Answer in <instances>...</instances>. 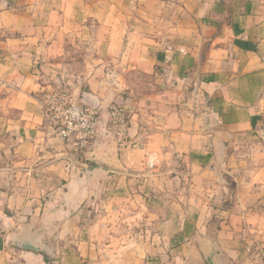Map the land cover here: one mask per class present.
I'll return each mask as SVG.
<instances>
[{
	"label": "crops",
	"instance_id": "0c3cea01",
	"mask_svg": "<svg viewBox=\"0 0 264 264\" xmlns=\"http://www.w3.org/2000/svg\"><path fill=\"white\" fill-rule=\"evenodd\" d=\"M56 84L100 117L123 109L121 161L102 139L91 148L97 167L68 162L43 111ZM248 136L264 137V0H0V264H115L109 238L102 255L94 239L76 236L55 256L61 243L46 241V230L60 228L59 220L74 235L84 229L77 213L98 196L105 167L122 162L157 182L179 155L193 171L204 167L194 178L211 185L214 174L235 167L231 151ZM236 182L237 195L264 196V173ZM206 206L183 208L168 248L158 244L162 226L152 224L141 243L152 247V264H206L208 241L220 264H247L237 245V223H252L244 205L222 217ZM262 222L257 216V234ZM21 232L44 239L51 257L7 247ZM145 257L128 253L122 264H151Z\"/></svg>",
	"mask_w": 264,
	"mask_h": 264
},
{
	"label": "rangeland",
	"instance_id": "374dc122",
	"mask_svg": "<svg viewBox=\"0 0 264 264\" xmlns=\"http://www.w3.org/2000/svg\"><path fill=\"white\" fill-rule=\"evenodd\" d=\"M60 90L69 91L63 85L56 84L49 94L59 93ZM43 111L47 130L51 137L65 145V156L69 163L82 167L85 161L90 158L89 152H91L92 146L102 139L107 140L109 146H113L111 150L113 157L121 161L119 154H121L122 147L120 144L125 139L118 136L116 130L110 129L111 123L108 116L103 118L98 114L99 124L96 136L86 138L78 131L69 132L67 130V124L59 114L60 107L51 105L48 99L45 100ZM53 111L56 112L55 115ZM126 116L127 114H125V120L128 122ZM258 140L257 137L248 136L242 142L243 148L232 149L231 152H236L235 156L238 159L235 167H232L227 173L221 170L220 173L214 174L211 185L208 183L210 180L208 177L203 176L202 180L194 178V174L203 173L204 167L197 172L193 171L187 161H184V158L179 155L174 157L176 161H173L170 166V172L164 174L162 179L157 182L144 176L145 170L129 168L122 162L116 168L105 167L110 172L100 179L98 196L88 198L77 213V223L84 229L77 230L79 234L74 235V228L69 224L63 228L64 221L59 220L61 221L60 228L54 227L46 230V241H51L52 245L61 243V247L55 246L54 255L56 256L61 248L63 250V243L69 237L73 239L78 236L83 241L94 239L97 246L94 251H98L99 255H102L104 254L102 251L106 250L103 244L105 245L106 239L109 238L112 240L109 249L113 250L115 264H122L125 254L131 253L132 255L135 252L141 254L142 251L146 252L145 262L152 264L155 262L154 257L150 254L152 247H144L141 243L143 238L147 240L150 233H153L152 224L154 222L162 226V240L158 244L161 242V247L168 248L171 244L168 241L170 236L176 235L175 223H182L184 220V207H201L205 204L207 208L209 207L208 212L213 216L222 217V211L230 212L235 204H242L245 207L242 212L248 215L247 218L252 223L248 224L244 220L237 223L239 228L237 245L242 251V255H246L247 264H260L264 254V241H261V237L264 238V232L257 234L256 220L259 216L264 225V196L256 202L248 194L237 195V189L240 188L236 182V179H239V181L246 180L250 184L252 176L264 173V137L260 139L261 141L258 142ZM255 142L261 144L263 150L259 149V146H254ZM80 145L83 148H80ZM159 171L162 172V169ZM262 184L264 186V182ZM87 186L88 188L94 187L89 182ZM153 187L157 189L158 196L154 197L155 192L150 190ZM240 187L245 193L247 187L244 185ZM140 188L141 190H139ZM92 190L95 191L94 188ZM136 191L142 194L141 197L136 196ZM192 192H194V196L191 195ZM149 207H156L158 212L149 211ZM250 212H253L254 215H251ZM91 223L96 224L95 229L89 228Z\"/></svg>",
	"mask_w": 264,
	"mask_h": 264
},
{
	"label": "built area",
	"instance_id": "2783aa9c",
	"mask_svg": "<svg viewBox=\"0 0 264 264\" xmlns=\"http://www.w3.org/2000/svg\"><path fill=\"white\" fill-rule=\"evenodd\" d=\"M46 99L49 100L51 105L54 104L60 107V117L64 119L69 132L78 131L86 138L96 136L95 133L99 124V118L94 109L79 104L66 90H60L59 93H54L53 95L48 93ZM53 113L54 115L56 114L55 111ZM108 118L111 123L110 129L116 130L118 136L124 137L128 129V122L125 120L123 109L112 107ZM80 148L83 147L80 145Z\"/></svg>",
	"mask_w": 264,
	"mask_h": 264
},
{
	"label": "water",
	"instance_id": "95a60500",
	"mask_svg": "<svg viewBox=\"0 0 264 264\" xmlns=\"http://www.w3.org/2000/svg\"><path fill=\"white\" fill-rule=\"evenodd\" d=\"M89 154L90 158L88 161L95 164H97L96 162H100L91 155V152ZM6 245L7 247L12 246L19 250L43 253L51 257L50 247L45 244L44 239L33 234L25 232L14 234L7 238ZM201 251L206 264H220L217 256V247L213 241H208L205 245L201 246Z\"/></svg>",
	"mask_w": 264,
	"mask_h": 264
},
{
	"label": "trees",
	"instance_id": "16d2710c",
	"mask_svg": "<svg viewBox=\"0 0 264 264\" xmlns=\"http://www.w3.org/2000/svg\"><path fill=\"white\" fill-rule=\"evenodd\" d=\"M85 163H86L89 167H91V168H93V167H97V164H95V163H93V162H91V161H85Z\"/></svg>",
	"mask_w": 264,
	"mask_h": 264
}]
</instances>
